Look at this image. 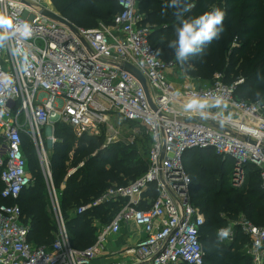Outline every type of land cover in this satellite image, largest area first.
Listing matches in <instances>:
<instances>
[{
  "label": "built area",
  "instance_id": "built-area-1",
  "mask_svg": "<svg viewBox=\"0 0 264 264\" xmlns=\"http://www.w3.org/2000/svg\"><path fill=\"white\" fill-rule=\"evenodd\" d=\"M117 3L119 11L110 25L74 24V30L43 15L48 7L42 0H0V10L33 28L27 40L9 34L0 47V81L7 76L13 81L0 83L1 197L15 201L0 205V264H92L106 249L108 237L125 223L144 233L126 251L133 258L129 264H203L201 231L206 218L191 198L192 181L184 164L190 149H206L233 163L236 187L244 184L249 167L256 166L264 190V103L237 98L243 79L227 83L223 73L207 85L177 86L173 70L181 65L174 58L162 59L152 45L154 27L140 11V0ZM127 63L145 76L154 106L140 79L124 68ZM186 78L189 81L190 74ZM117 117L135 124L124 141L112 121ZM52 121L69 126L78 137L104 133V147L119 141L133 146L143 134L149 137L147 171L128 184L109 186L77 209L78 214L99 206L113 211L117 205L110 222L84 249L71 243L54 188L51 152L41 134ZM23 135L35 144L50 192L57 224L50 248L29 240L16 202L34 182L22 149ZM50 140L54 146L55 137ZM226 228L230 233L223 240L218 237L220 242L232 243L241 232L254 262H264V226L243 218Z\"/></svg>",
  "mask_w": 264,
  "mask_h": 264
},
{
  "label": "trees",
  "instance_id": "trees-1",
  "mask_svg": "<svg viewBox=\"0 0 264 264\" xmlns=\"http://www.w3.org/2000/svg\"><path fill=\"white\" fill-rule=\"evenodd\" d=\"M55 3L61 15L79 27L85 26L82 24L89 20H101L107 24L113 21L119 11L117 0H56ZM166 3L168 0H140L139 6L140 11L146 15V22L152 26L154 24L150 36L152 45L162 59L170 60L174 55L167 45L175 38V28L180 25L172 14L173 9H166V14H162V7ZM189 3L195 6L185 14V18L199 15L212 7H220L226 13L224 32L220 39L206 45L203 55L188 61L195 65L193 74L209 79L214 72L222 70L220 73L225 75L227 83L242 78L243 82L236 89V97L264 103V0H189ZM56 125L64 139L74 138L75 133L69 126L61 123ZM80 139H89L90 142V151L87 147L81 149L88 151L83 166L68 175L66 164L71 145L59 141L53 148L51 168L56 185L59 187L61 182L64 184L60 191V207L72 245L84 249L96 240L97 231L93 219L101 217L102 223H109L117 205L112 207L113 211L111 206H99L78 214L77 209L97 199L109 186L115 183L125 185L142 176L148 169L149 158L146 161L138 149L144 143L149 147V137L143 134L133 147H127L124 143L103 147V141L106 140L104 133L97 136L84 135ZM22 149L35 183L24 189L16 202L22 208L23 222L29 229V240L37 247L50 248L56 239L57 225L50 212L48 188L40 178L42 171L36 149L28 135H23ZM96 149L97 155L94 156L92 153ZM203 155L207 158H221L206 149L187 150L184 164L188 173V159L198 160ZM221 159L222 162L212 169H209L208 163L197 161V175H192V202L206 216L201 231L205 250L203 264H252L250 257L247 256L248 261L245 262L240 253L231 251L236 243L247 240L245 235L240 232L234 242L225 244L220 242L216 231L225 227L227 218L239 213L246 215L256 225L264 226V190L260 171L256 166H250L243 188H235L226 179V175L232 173V167L228 161ZM196 177L200 181H196ZM2 188L0 178V205L14 203L13 200L1 197Z\"/></svg>",
  "mask_w": 264,
  "mask_h": 264
},
{
  "label": "clouds",
  "instance_id": "clouds-1",
  "mask_svg": "<svg viewBox=\"0 0 264 264\" xmlns=\"http://www.w3.org/2000/svg\"><path fill=\"white\" fill-rule=\"evenodd\" d=\"M192 7L189 0H168L162 7V14H166L164 11L166 9H173L172 14L180 25L175 28V38L167 46L172 49L175 61L181 66L186 65L191 58L203 55L205 46L219 40L224 32L223 22L226 13L223 9L212 7L199 15L185 18V14L189 13ZM9 34L27 40L33 35V28L27 21L19 20L17 16L0 10V47L9 39ZM12 82L10 76L0 81L3 85H11ZM194 104L195 101L191 102L189 107ZM229 233L230 228L217 230V236L221 240L228 237Z\"/></svg>",
  "mask_w": 264,
  "mask_h": 264
},
{
  "label": "rangeland",
  "instance_id": "rangeland-1",
  "mask_svg": "<svg viewBox=\"0 0 264 264\" xmlns=\"http://www.w3.org/2000/svg\"><path fill=\"white\" fill-rule=\"evenodd\" d=\"M56 0H42V2L44 3L45 6L48 7V9L52 10V11H55L59 14H61V11L59 9V7L56 5L55 3ZM140 5V4H139ZM112 22H107V24L101 20H89L88 22H86L85 24H82V25H85L83 27H86V28H92V27H97V26H100L101 24H104V25H110ZM154 26V24H153ZM162 41V40H161ZM158 44V43H157ZM188 65H191L190 67ZM195 70V65H193L192 63L188 62L186 65L184 66H179L176 70H173V72L175 73L177 79H178V82H181L182 80H185L187 79L186 78V75L187 74H190V79H189V84L191 86H201V85H207L209 83H211L213 81V79L215 78V76L222 72V70H219L217 72H214L212 77L207 79V78H202L201 76H196L193 74V71ZM179 79L181 81H179ZM186 82V81H185ZM182 83V82H181ZM184 84V83H182ZM254 102H259V101H254ZM113 123L116 124L118 126V128L120 129V138L122 139L121 141H124L126 140V138L129 136V129H130V126L132 125H135L131 122H127L125 120H121L119 119L118 117L117 118H113L112 119ZM57 122L55 121H52L47 127H44L41 131V134L42 136L44 137V145H45V149L50 151L51 154L53 153V144H52V141L50 140V137L54 136L55 139H56V142H63V141H66L67 143H69V145H71V150L69 151L68 153V161H67V170H68V175L71 174V173H74L75 171H77V169L81 166H83L84 164V159L88 153L89 150V146H90V142L88 141L89 139H85V140H81L80 138L81 137H78L74 134V138L73 137H69L68 140H66V138L64 139V136H63V133H60L58 130V126L56 125ZM138 126V125H136ZM47 138V139H46ZM116 142V143H123V142ZM145 141V140H144ZM65 142V143H66ZM147 142V141H146ZM34 144V143H33ZM102 145V144H101ZM105 145V140L103 141V147ZM35 146V144H34ZM86 148L88 149L87 150H84V151H81L82 148ZM101 147V146H100ZM102 147V148H103ZM129 147V146H127ZM133 147V146H131ZM99 149V148H98ZM98 149H96V151H94L92 153V155L96 156L97 155V151ZM104 149V148H103ZM148 151H149V147L146 145V143L142 144L139 146V149H138V152L142 154V156L144 157V159L147 161L148 160ZM52 156V155H51ZM50 156V157H51ZM203 162V163H208L209 164V169H212V167L214 165H218L219 163L222 162V159L221 158H207L205 157L204 155L199 158L198 160H193V159H188L187 161V168L189 170V174L190 175V178H191V181H192V175L195 177L197 175V169H198V165L196 164V162ZM215 163V164H214ZM230 165L232 167L233 163L230 162ZM229 167V166H228ZM230 168V167H229ZM217 172V171H216ZM218 173V172H217ZM211 175V172H208V175ZM219 175V173H218ZM41 179L46 183V186H47V181H46V178L45 176L43 175V173H41L40 175ZM40 179V180H41ZM52 179H53V184H54V188H55V191L58 195V199H59V203H60V191L62 190L64 184L61 182L59 187L56 185V180H55V177H54V174H53V171H52ZM226 179L228 180V183L229 185H231L232 187H235V188H243V186L245 185L246 183V180H247V177L245 178V181H244V184L242 186H234L233 184V178H232V173H228V176L226 175ZM196 181H200V178H195ZM35 183V182H34ZM117 184V183H115ZM48 188V186H47ZM48 190V194H49V198H50V192H49V189ZM190 191H191V188H190ZM103 194V193H102ZM101 194V195H102ZM100 195V196H101ZM99 196V197H100ZM98 197V198H99ZM50 203H51V198H50ZM50 212L51 214L54 216V213L52 211V209L50 208ZM206 218V216H205ZM243 218H246L248 220H250L246 215H244L243 213H239L237 216L235 217H229L227 218V222L224 223L225 227H228L229 225H231L233 222L235 221H239ZM98 219L101 221V217H98ZM54 220H55V217H54ZM252 223H254L252 220H250ZM102 222V221H101ZM56 223V221H55ZM255 224V223H254ZM57 225V224H56ZM101 225L100 223H98L96 226H95V229L96 231L98 230V226ZM67 231L69 233V237H70V240H71V235H70V232L67 228ZM96 234V233H95ZM241 234V233H240ZM243 235V234H241ZM72 243V241H71ZM247 244H248V241L245 240V241H242V242H239L238 244L236 243V246L231 250L233 253H240L241 256L244 258L245 262L248 261V257L251 258L252 260V264H254V260L252 259L251 255L247 252ZM248 256V257H247ZM264 264V262L262 263Z\"/></svg>",
  "mask_w": 264,
  "mask_h": 264
},
{
  "label": "crops",
  "instance_id": "crops-1",
  "mask_svg": "<svg viewBox=\"0 0 264 264\" xmlns=\"http://www.w3.org/2000/svg\"><path fill=\"white\" fill-rule=\"evenodd\" d=\"M172 80L177 86L189 84L187 80H180L172 76ZM186 81V82H185ZM52 155V154H51ZM51 158V157H50ZM95 221V222H94ZM98 223V229L105 226L108 223H102L98 218L93 219V226L95 227ZM98 231V230H97ZM97 235V233H96ZM144 236L141 229L134 226L133 224L125 223L119 233L112 234L108 237L106 249L97 257L92 264H116V263H132L133 258L128 256L126 251L128 248L134 246V244ZM256 264V263H254Z\"/></svg>",
  "mask_w": 264,
  "mask_h": 264
},
{
  "label": "water",
  "instance_id": "water-1",
  "mask_svg": "<svg viewBox=\"0 0 264 264\" xmlns=\"http://www.w3.org/2000/svg\"><path fill=\"white\" fill-rule=\"evenodd\" d=\"M42 14L47 16V17H50V18H52L54 20H57V21L65 24V25L69 26L70 28L76 30V26L70 20H68L66 17H64L63 15H61V14L55 12V11H52L50 9H43L42 10ZM124 68L140 79V81L142 82V84H143V86L145 88V91H146V94L148 96V99L152 103V100H151V97H150L149 88H148V84H147V80H146L145 76L137 68H135L134 66H132L129 63L125 64ZM152 105H153V103H152Z\"/></svg>",
  "mask_w": 264,
  "mask_h": 264
}]
</instances>
